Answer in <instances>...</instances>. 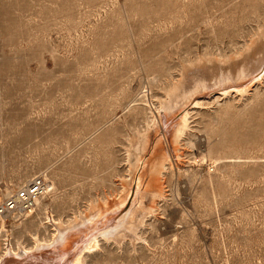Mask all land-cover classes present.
Returning <instances> with one entry per match:
<instances>
[{
	"label": "rangeland",
	"instance_id": "1",
	"mask_svg": "<svg viewBox=\"0 0 264 264\" xmlns=\"http://www.w3.org/2000/svg\"><path fill=\"white\" fill-rule=\"evenodd\" d=\"M35 175L0 255L75 228L0 264H71L124 213L84 264H264V0H0V201Z\"/></svg>",
	"mask_w": 264,
	"mask_h": 264
},
{
	"label": "bare ground",
	"instance_id": "2",
	"mask_svg": "<svg viewBox=\"0 0 264 264\" xmlns=\"http://www.w3.org/2000/svg\"><path fill=\"white\" fill-rule=\"evenodd\" d=\"M247 70V69H246ZM245 70V71H246ZM179 127H178V130H177V132H178V134H181L182 132H183V130H184V128H185V126H186V118H185V116H182V118L179 120ZM141 183H142V177H141V175L139 176H137L136 177V179H135V187H136V192H139V190H140V186H141ZM53 189V186H52V184H50L49 183V189H48V191H47V193L49 192V191H51ZM127 190H126V192H125V195H124V199H115V200H113V201H109V202H106V203H102V204H98V205H95V203H91L88 207V211L86 210V212L84 213V215H83V213H82V215H80V219L81 220H79V222L80 223H88V222H92L94 219H95V222H93V223H98L99 221H98V219H97V217H101V216H105V213L106 212H108L107 210L108 209H110V208H112V209H114V208H118V207H120V205L121 204H123L124 203V201H125V199H126V197L128 196V193H129V190H130V188L129 187H127L126 188ZM46 193V194H47ZM45 194V195H46ZM42 198V197H41ZM38 199L37 200V204H38V206H44V210L47 212V210H46V208H47V206L42 202V200L44 199V198H46V196H44L42 199ZM115 212H117V211H115ZM107 214V213H106ZM131 217V216H130ZM46 221L45 220H40V224L41 223H44V222H51L54 226H55V229H54V232L51 234V236H50V238L48 239V240H46V239H41L40 237H38V235L37 234H35V235H33V244L30 246V248H27L24 244H21L19 241L16 243V246L15 247H13L12 245H10L9 243H7V246L5 247V249H4V251L2 252V254L0 255V258L2 257V256H5V255H7V254H9V253H12V252H14V253H17L19 250H21L23 253L24 252H27V250H29V249H40V248H42V247H44V246H49V245H52L53 246V244H55V242H57V241H59V243L62 241V239L68 234V233H70V232H68V231H66L67 230V228L69 227V228H71V229H73V228H75V227H70V226H75L74 224V222H72V225H70V226H66V225H64L60 220H56V219H54L53 217H52V215H50V214H46ZM102 218V217H101ZM76 222V221H75ZM78 222V223H79ZM130 222V218H129V213H124L120 218H118L116 221H115V224L113 225V226H111V227H109L110 225V223L108 224H105V226L103 225V226H101L100 228L99 227H94L96 230H95V232H92L91 231V233H89L90 235L87 237V239H86V243H84V245H83V247L82 248H80L81 250H79L77 253H76V255L73 257V262L71 263V264H84V259H83V251L84 250H93V249H95V248H97L98 247V245H99V237L98 236H100V235H104L105 237H117L120 233H121V231H123V230H125V228L128 226H126V224L127 223H129ZM74 223V224H73ZM77 223V222H76ZM79 223V224H80ZM101 223V222H100ZM100 223H99V225H100ZM114 223V222H113ZM79 224H76L77 226H79ZM89 224V223H88ZM90 224H92V223H90ZM89 224V226L88 227H91V226H93V224L92 225H90ZM130 224V223H129ZM84 226H85V224H84ZM83 226V227H84ZM96 226H98V225H96ZM86 227V226H85ZM93 228V229H94ZM102 228H104V230H102L101 232H99V233H96V231H98L99 229H102ZM78 229V228H77ZM76 229V230H77ZM80 229V228H79ZM81 229H83V228H81ZM84 230V229H83ZM89 230H91V229H89ZM5 231H7V228L5 227V225L4 224H2V226H1V228H0V233H3V232H5ZM68 232V233H67ZM81 232V231H80ZM83 233V232H82ZM86 233V232H85ZM88 233V232H87ZM71 234V233H70ZM69 234V236H71ZM74 234V233H73ZM117 235V236H116ZM68 236V235H67ZM68 236V237H69ZM80 237V236H79ZM67 238V237H66ZM7 238H5V240H6ZM83 239V238H82ZM64 240V239H63ZM69 240V239H68ZM80 240H81V238H80ZM67 241V240H66ZM76 241H78L77 239H76ZM63 242V241H62ZM61 242V243H62ZM68 242V241H67ZM59 243L57 244V245H59ZM60 243V244H61ZM64 243V242H63ZM76 243V242H75ZM77 243H79V242H77ZM66 244V243H65ZM64 244H62V246H63ZM61 246V245H60ZM60 246H58L59 248H60ZM54 247V246H53ZM62 249V248H61ZM55 252V251H54ZM59 253V252H58ZM65 253V252H64ZM60 254V253H59ZM63 254V253H62ZM45 255V254H44ZM71 259H72V257H71ZM70 263V262H69Z\"/></svg>",
	"mask_w": 264,
	"mask_h": 264
},
{
	"label": "built area",
	"instance_id": "3",
	"mask_svg": "<svg viewBox=\"0 0 264 264\" xmlns=\"http://www.w3.org/2000/svg\"><path fill=\"white\" fill-rule=\"evenodd\" d=\"M49 189V181L42 175H35L13 190L0 201V221L28 217L34 214L37 200Z\"/></svg>",
	"mask_w": 264,
	"mask_h": 264
}]
</instances>
